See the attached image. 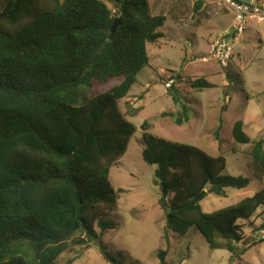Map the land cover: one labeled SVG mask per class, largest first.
<instances>
[{
	"label": "trees",
	"instance_id": "obj_1",
	"mask_svg": "<svg viewBox=\"0 0 264 264\" xmlns=\"http://www.w3.org/2000/svg\"><path fill=\"white\" fill-rule=\"evenodd\" d=\"M166 21L148 0H0V264H56L71 246L94 242L117 264L102 243L113 228L107 215L118 208L108 175L135 133L119 102L149 64L148 46L162 44ZM115 78L109 91L91 92ZM188 119L185 110L176 123ZM143 129V160L156 166L168 226L182 236L195 226L210 245L236 253L245 241L240 222L264 206V187L206 213L208 191L223 196L249 179L223 174V155ZM233 136L252 145L264 178L263 140H251L242 122ZM165 256L158 252L163 264Z\"/></svg>",
	"mask_w": 264,
	"mask_h": 264
},
{
	"label": "rangeland",
	"instance_id": "obj_2",
	"mask_svg": "<svg viewBox=\"0 0 264 264\" xmlns=\"http://www.w3.org/2000/svg\"><path fill=\"white\" fill-rule=\"evenodd\" d=\"M148 1L152 14H164L167 21L160 28L162 44L148 46L149 64L119 102L135 133L109 171L118 208L107 215L113 228L102 243L117 264H163L160 251L166 252L164 264H264V206L250 221L240 222L245 241L236 253L210 245L195 226L182 236L168 226L160 205L156 166L143 160L144 123L154 137L197 147L210 157L223 155V174L242 176L250 183L245 189H226L223 196L208 191L200 203L206 213L235 205L264 187L261 168L249 155L252 145L240 144L233 136L235 124L242 122L251 140L264 143V27L249 21L231 43L229 66L222 67L210 58V43L231 27L232 10L217 0ZM199 79L211 87L194 88ZM120 81L96 84L91 92L109 91ZM185 110L189 119L179 125L176 118ZM56 264L114 263L104 257L101 243L94 242L84 248L71 246Z\"/></svg>",
	"mask_w": 264,
	"mask_h": 264
},
{
	"label": "built area",
	"instance_id": "obj_3",
	"mask_svg": "<svg viewBox=\"0 0 264 264\" xmlns=\"http://www.w3.org/2000/svg\"><path fill=\"white\" fill-rule=\"evenodd\" d=\"M217 1L234 12V20L228 30L210 43V58L218 62L222 67H227L233 57V46L231 43L244 33L248 22L254 20L264 27V0ZM201 61L206 62L207 59L202 58ZM171 83H168L167 86L170 87ZM262 238H264V232Z\"/></svg>",
	"mask_w": 264,
	"mask_h": 264
},
{
	"label": "water",
	"instance_id": "obj_4",
	"mask_svg": "<svg viewBox=\"0 0 264 264\" xmlns=\"http://www.w3.org/2000/svg\"><path fill=\"white\" fill-rule=\"evenodd\" d=\"M119 20H117L115 23H114V25H113V27H112V29H111V34H112V36L116 33V30H117V28H118V26H119Z\"/></svg>",
	"mask_w": 264,
	"mask_h": 264
}]
</instances>
